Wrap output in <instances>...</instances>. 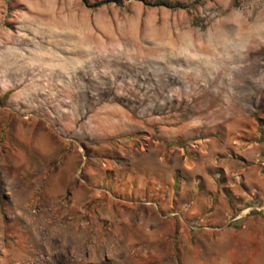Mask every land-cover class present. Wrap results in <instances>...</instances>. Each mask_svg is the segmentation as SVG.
I'll return each mask as SVG.
<instances>
[{
    "label": "rangeland",
    "instance_id": "374dc122",
    "mask_svg": "<svg viewBox=\"0 0 264 264\" xmlns=\"http://www.w3.org/2000/svg\"><path fill=\"white\" fill-rule=\"evenodd\" d=\"M244 2L0 0V264H85L89 242L67 229L92 228L85 198L171 223L176 166L264 149V86L249 79L264 45L231 82L232 62L219 77L176 58L189 40L203 51L211 33L245 31L230 15ZM182 63L192 75L174 74Z\"/></svg>",
    "mask_w": 264,
    "mask_h": 264
},
{
    "label": "crops",
    "instance_id": "0c3cea01",
    "mask_svg": "<svg viewBox=\"0 0 264 264\" xmlns=\"http://www.w3.org/2000/svg\"><path fill=\"white\" fill-rule=\"evenodd\" d=\"M239 148L215 162V152L198 151V159L173 169L184 181L174 210L168 209L179 216L171 223L136 201L116 205L103 196L85 198L90 210L84 207L81 216L92 228L67 226L89 242L80 251L83 262L264 264V149L257 143ZM52 187L56 192L57 185Z\"/></svg>",
    "mask_w": 264,
    "mask_h": 264
},
{
    "label": "clouds",
    "instance_id": "9594fccd",
    "mask_svg": "<svg viewBox=\"0 0 264 264\" xmlns=\"http://www.w3.org/2000/svg\"><path fill=\"white\" fill-rule=\"evenodd\" d=\"M257 11L255 22L249 23V18L252 16L253 11ZM231 17L233 21L240 25H247L245 31L237 30L235 34H216L211 33L207 37V47L211 54H206L201 50L194 48L191 40L187 44H181V49L184 54L183 58L186 61L199 64L204 62L211 65L213 61H228L230 63V72L228 74L229 81L235 79L234 74L239 73L251 67L249 61V54L264 45V0H246L239 7L232 9ZM240 63H235V60ZM174 74L192 75L195 69L191 71L182 63L174 66ZM249 79L253 83L264 86V70H261L256 75H249ZM232 94L235 95V89H230Z\"/></svg>",
    "mask_w": 264,
    "mask_h": 264
},
{
    "label": "bare ground",
    "instance_id": "6f19581e",
    "mask_svg": "<svg viewBox=\"0 0 264 264\" xmlns=\"http://www.w3.org/2000/svg\"><path fill=\"white\" fill-rule=\"evenodd\" d=\"M207 47V46H206ZM201 49H203V47L201 48ZM204 49H205V46H204ZM203 51H206L205 53H207V54H211L210 52H209V49H206V50H203ZM180 53H178V51H177V55L178 56H176V58H183V56H180V55H182V54H180ZM36 55V54H35ZM171 58H173V57H171V55H170V57H169V59H166L167 61H166V63H168L169 62V60L171 59ZM44 59V58H43ZM57 59V58H56ZM40 60V59H39ZM53 60V59H52ZM182 60V59H181ZM171 61V60H170ZM184 61H185V59H184ZM182 62V61H181ZM186 63H187V61H185ZM190 61H188V63H189ZM48 63V62H47ZM165 63V64H166ZM190 63H193V65H195V63L194 62H190ZM230 63V62H229ZM55 65V64H54ZM199 65V67H200V65H201V68L199 69V67H198V69L199 70H207V71H209V70H212V73L213 74H215V75H218L219 77L224 73V71H229L228 70V68H227V61H218V60H216V61H213L212 62V64L211 65H209V64H206V63H204V64H201V63H199L198 64ZM213 65V67H211ZM215 65V66H214ZM215 70H214V69ZM199 70H197V72L199 71ZM203 70V71H204ZM202 72V71H201ZM210 73H211V71H209ZM203 73V72H202ZM225 74V73H224ZM218 76H216V77H218ZM223 76V75H222ZM216 79V78H215Z\"/></svg>",
    "mask_w": 264,
    "mask_h": 264
},
{
    "label": "built area",
    "instance_id": "2783aa9c",
    "mask_svg": "<svg viewBox=\"0 0 264 264\" xmlns=\"http://www.w3.org/2000/svg\"><path fill=\"white\" fill-rule=\"evenodd\" d=\"M170 216H173V215H177V213L173 212V213H169Z\"/></svg>",
    "mask_w": 264,
    "mask_h": 264
}]
</instances>
